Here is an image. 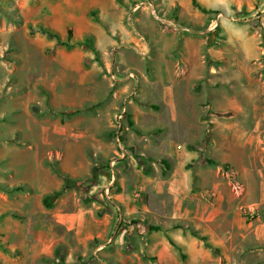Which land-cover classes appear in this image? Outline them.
I'll return each instance as SVG.
<instances>
[{
  "label": "rangeland",
  "instance_id": "obj_1",
  "mask_svg": "<svg viewBox=\"0 0 264 264\" xmlns=\"http://www.w3.org/2000/svg\"><path fill=\"white\" fill-rule=\"evenodd\" d=\"M197 1L0 0V264H264V0Z\"/></svg>",
  "mask_w": 264,
  "mask_h": 264
},
{
  "label": "trees",
  "instance_id": "obj_2",
  "mask_svg": "<svg viewBox=\"0 0 264 264\" xmlns=\"http://www.w3.org/2000/svg\"><path fill=\"white\" fill-rule=\"evenodd\" d=\"M193 3L194 5H196L199 9L203 10V11H208V9L206 7H204L203 5H201L197 0H193ZM41 29L46 33L48 34L50 37H53V38H56L60 41V36H59V33H57L56 31H54L53 29L49 28V27H46V26H42L41 25ZM68 38L71 39L72 38V30L71 29H68ZM67 44V43H66ZM78 44V43H76ZM68 46H72L71 44H67ZM77 112H80V109H73L69 112H67L66 114L67 115H72V114H75ZM224 114H228V113H224ZM125 130V126L121 125L120 128H119V139L123 142L124 138L123 136L121 135V133ZM162 161L165 163L166 167H169V163L165 160V159H162ZM204 163L206 164H209V165H223L224 168H226L228 166L227 163H221L219 160H216L214 158H211V157H207L204 159ZM58 173L60 174V176L62 177L63 179V188L59 191H56L53 195L51 196H47L45 197L44 199V204L46 206H52L53 202L57 200V198L62 194V192L65 190V189H68V188H71V187H78V186H81V184L84 183L83 180H80V179H76L74 177H72L71 175H69L68 173L66 172H61V171H58ZM20 188V187H19ZM111 192H113V187H111ZM179 227H182V228H189L187 225H181V224H176V225H173L171 228H165L163 227L161 224H154V223H150L148 224V228L150 231H163L164 233L168 234V231L170 229H173V228H179ZM193 235L197 236L198 238L202 239L205 241V244L209 247H212V245L209 243L208 241V238L206 235H200L197 231H193L192 232ZM169 241L170 243L175 246L176 248H180L179 244L171 237H169ZM62 250L59 249L58 250V256L59 257H62Z\"/></svg>",
  "mask_w": 264,
  "mask_h": 264
},
{
  "label": "crops",
  "instance_id": "obj_3",
  "mask_svg": "<svg viewBox=\"0 0 264 264\" xmlns=\"http://www.w3.org/2000/svg\"><path fill=\"white\" fill-rule=\"evenodd\" d=\"M172 180H173L172 188L176 189L177 185H178V182H180L181 180L184 182L185 185L187 184V182H188V174L185 173L184 171H182L181 169H175L174 172H173V175H172ZM172 200H173L172 206L175 204V201H177L179 203V205L181 206V200L182 199H181V194H179L178 191H176L174 193V198ZM132 210L133 209H131L130 207H127V209H125V214L129 215L130 213L133 212ZM167 213H169V212H167ZM153 216H154L155 219L159 218L158 221L161 222L163 225H165V228H171L173 225L170 226L168 224H170L172 222V220L181 219L182 216H183V210H182L181 214L175 215L176 217H172L170 215V213L168 215L167 214H162L161 216H158L157 214H154ZM92 229H93V232L95 233L96 232V225L95 224H92ZM173 229H175V228H173ZM170 230H172V229H170ZM94 233H93V235H94ZM85 238H86L85 235L83 233H80L77 236V238H76L77 241L74 242V243L72 242V244H70V246L71 247L75 246V247H79V248L82 247V244L85 242ZM170 248H171V244L170 243L169 244L168 243H164L162 251L160 253V256H164L167 252L170 251Z\"/></svg>",
  "mask_w": 264,
  "mask_h": 264
},
{
  "label": "built area",
  "instance_id": "obj_4",
  "mask_svg": "<svg viewBox=\"0 0 264 264\" xmlns=\"http://www.w3.org/2000/svg\"><path fill=\"white\" fill-rule=\"evenodd\" d=\"M114 162V161H113Z\"/></svg>",
  "mask_w": 264,
  "mask_h": 264
}]
</instances>
